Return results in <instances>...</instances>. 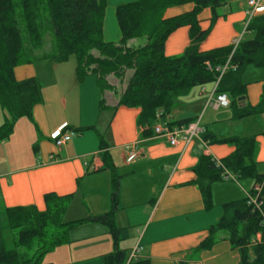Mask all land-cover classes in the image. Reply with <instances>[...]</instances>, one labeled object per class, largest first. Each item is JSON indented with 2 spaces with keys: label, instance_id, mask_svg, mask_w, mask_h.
Segmentation results:
<instances>
[{
  "label": "crops",
  "instance_id": "obj_1",
  "mask_svg": "<svg viewBox=\"0 0 264 264\" xmlns=\"http://www.w3.org/2000/svg\"><path fill=\"white\" fill-rule=\"evenodd\" d=\"M136 1L139 0H106L104 43L117 44L120 40L115 9ZM183 6L186 7L166 10L164 19L193 9L190 4ZM247 12L246 0H224V5L215 10L217 19L211 23L212 11L202 10L197 21L200 30H208V35L198 51L205 53L231 46L242 34ZM107 15H113L114 23L106 24ZM258 16L264 17V13ZM245 36L246 33L241 39ZM188 46V28H180L165 41L164 56L179 57ZM57 66L42 60L14 69L17 82L29 78L37 81L41 103L33 108L32 121L18 120L10 138L0 144V208L34 207L43 212V197L54 194L72 196L64 216V219L69 216L67 222L107 214L111 210L112 186L110 173L99 171L102 163L98 146L102 138L120 179L114 223L118 229H127L128 255L139 245L140 251L134 260H148L149 264H239V251L232 250L227 241H217L208 251L200 252L197 247L206 238L208 227L222 216V206L244 200L254 184L251 180L214 182L210 187L212 207L205 211L201 196L192 184L196 179L193 170L202 159L221 162L233 152L227 145L203 142L201 137L207 132L218 140L254 138L256 173L264 176V113L238 122L230 121V112L226 118L216 114L215 125H225L211 130L201 126L198 118L199 137L187 148L181 142L172 147L165 138L155 136L153 130L143 137L144 129L137 125L139 111L116 108L119 98L113 97L116 92H105L102 96L95 76L88 75L79 84L75 83L74 76L70 81L75 88L67 89L71 73L68 75L69 71L59 70ZM242 83L245 85L242 102L249 107L257 106L264 95V68L246 67ZM210 86V91L206 86L198 88V95L209 99L214 90V85ZM102 98L104 106L100 108ZM181 101L167 120L171 123L197 120L194 105L185 106ZM212 101L209 104L212 112L222 110L210 106ZM2 122L0 110V126ZM61 126L70 130L93 127V131L76 135L66 145L56 148L50 136ZM126 147L138 152L130 161L124 151ZM69 242L48 253L44 264H102V256L112 251L106 229L97 225L71 231Z\"/></svg>",
  "mask_w": 264,
  "mask_h": 264
},
{
  "label": "trees",
  "instance_id": "obj_2",
  "mask_svg": "<svg viewBox=\"0 0 264 264\" xmlns=\"http://www.w3.org/2000/svg\"><path fill=\"white\" fill-rule=\"evenodd\" d=\"M188 4L193 6L190 13L164 19L166 10ZM222 5L224 0H139L120 5L115 9L120 40L112 44L102 40L106 0H0V110L3 115L0 144L10 138L18 120L32 121V110L41 103L37 81L29 78L17 82L14 69L42 60L61 64L70 57L75 60V83L93 75L102 96L114 91L109 77L122 83L130 73L116 108L139 111L137 125L144 129L143 137L150 135L157 123L167 127L189 124L190 121L171 123L167 118L193 89L215 86L219 76L215 69L228 61L231 46L205 53L198 51L208 30H200L197 16L209 9L213 23L217 19L215 10ZM46 25H49L54 47L50 54L35 59L33 54L43 46ZM180 28H188L189 46L181 56L167 58L164 43ZM246 31V35L252 34V39L245 42L241 39L229 60V65L236 70L226 72L214 90L215 96L228 98L231 122L264 113V95L255 107L238 102L245 97L242 83L245 68H264V17L253 18ZM135 41L142 44L134 47L131 43ZM103 100H100V108L104 106ZM71 131L78 136L93 131V127ZM201 139L210 145L233 148L232 154L221 160V166L236 181L251 180L254 185H262L259 194L262 207L258 213L247 206L246 199L223 205L222 216L208 227L207 236L197 250L208 251L222 239L232 250L239 251V264H264V176L256 173L254 138L218 140L206 132ZM107 148L100 138L98 152L102 168L99 171L110 173L111 210L107 214L65 222L72 196L54 194L43 197V212L34 207H1L0 264H43L48 253L70 243L71 231L85 225L105 228L112 241V251L102 256V264H149L148 260H129L128 250L120 249L119 245L128 240V232L118 229L114 223L120 179ZM193 172L196 179L192 184L201 196L204 210L209 211L212 207L210 187L221 181L222 169L202 159ZM256 235L260 236L259 242H255Z\"/></svg>",
  "mask_w": 264,
  "mask_h": 264
},
{
  "label": "built area",
  "instance_id": "obj_3",
  "mask_svg": "<svg viewBox=\"0 0 264 264\" xmlns=\"http://www.w3.org/2000/svg\"><path fill=\"white\" fill-rule=\"evenodd\" d=\"M246 5L248 7V12H247V21L244 23L243 26V31L242 34L237 37L232 43V51L231 54L228 58V61L226 64L221 67V68H216L215 71L218 73V79L216 81L215 86L217 85L218 81L220 78L229 70L234 72L236 70V67H232L229 65V60L237 48L239 42L241 41L242 36L247 32V27L250 23V21L257 17L260 14L264 13V5H263V0H246ZM207 69L209 70V66H207ZM214 86V90H215ZM214 90L212 92V95L209 97V104L211 99H213L212 104L210 106L214 107L215 109H227L229 106V101L226 96L224 95H214ZM209 106V105H208ZM159 113L156 114L157 117H159ZM201 130L199 128V119L195 120L192 123H189L185 127H167L166 124L162 123H157L153 127V133L155 136L165 138L168 142V144L172 147L176 146L178 142H181L184 145V148H187L191 141L193 139H197L199 137ZM76 134L73 133L71 130L66 129L65 126L59 127L55 133H53L50 136V140L53 142V145L56 148H61L62 146L66 145L67 143L70 142V140L75 137ZM124 151L127 154L128 158L127 161H130L131 159L135 158L138 155L137 151H133L132 147H126ZM212 164L216 166V168L222 169V174H221V181L223 182H234L236 181V178L226 172L219 161L216 160H211L210 161ZM262 185L256 184L253 186L251 189V193H248L245 197L247 206L250 207L252 210L257 211L260 213L261 207H262V202L259 200V194L261 192ZM260 241V236L256 235L255 237V242ZM254 243V242H253ZM140 251L139 245H136L130 252H129V260H134L137 258V254Z\"/></svg>",
  "mask_w": 264,
  "mask_h": 264
},
{
  "label": "rangeland",
  "instance_id": "obj_4",
  "mask_svg": "<svg viewBox=\"0 0 264 264\" xmlns=\"http://www.w3.org/2000/svg\"><path fill=\"white\" fill-rule=\"evenodd\" d=\"M182 7H186V6H182ZM175 9V8H174ZM110 22L114 23V18H113V15H107L106 17V24L109 25ZM45 35L43 37V46H42V49L38 52H35L33 54L34 58L37 59V58H40L44 55H48L52 52L53 50V47H54V41H53V38H52V35L50 34V29H49V25H46L45 26ZM250 34H247L245 37H243V42L245 41H248V40H251L252 39V36H249ZM134 47H137L139 45L142 44V42L140 41H135V42H132L131 43ZM27 48L29 49V46L26 45ZM58 69H63V70H67V72L69 71V74L71 73V77H69V81L70 79H73L74 80V68H75V60L73 57H70L68 59V61H66L65 63H61V64H58ZM129 75L130 73H127L126 74V77L125 79L123 80L122 83H120L119 81L113 79L112 77L110 78V80H108L109 84L112 85L114 87V92H116L115 95H113V97H119L120 94L122 93L123 89L125 88V83H126V80L129 78ZM71 88H75V85L72 84V82L70 81L67 89H71ZM210 88L211 86L208 85L206 86V89L208 91H210ZM198 91L199 89L196 88V89H193L190 94L184 99L182 100V105H185V106H188V105H194V107L196 108V113H197V119L200 118V122H201V126H206L208 127L209 130H211V127H217L216 129H218L220 127V125L224 126L225 124H218V125H215V122H213V116L214 115H218L221 116L220 118H226L227 114L230 112L229 109H227L226 111L225 110H220L218 113H214L211 111V108H209V99H208V96H203V97H200L198 95ZM225 113V114H223ZM223 116V117H222ZM219 120V119H218ZM221 120H224V119H221ZM213 130V129H212ZM70 215V214H69ZM69 216H66V218L64 219L65 222H67L68 220H70V218H68ZM130 242L125 241V242H122L120 244V249H127V245L129 244ZM47 261L45 260V258H43V264L46 263Z\"/></svg>",
  "mask_w": 264,
  "mask_h": 264
},
{
  "label": "water",
  "instance_id": "obj_5",
  "mask_svg": "<svg viewBox=\"0 0 264 264\" xmlns=\"http://www.w3.org/2000/svg\"><path fill=\"white\" fill-rule=\"evenodd\" d=\"M243 100H244V98H241V99L238 100V102H242Z\"/></svg>",
  "mask_w": 264,
  "mask_h": 264
}]
</instances>
